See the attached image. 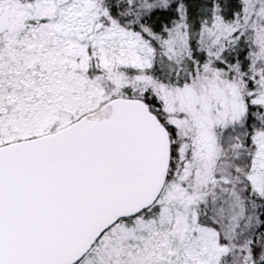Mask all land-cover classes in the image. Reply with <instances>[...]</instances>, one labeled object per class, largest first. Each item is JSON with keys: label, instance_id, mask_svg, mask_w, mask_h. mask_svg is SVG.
I'll return each mask as SVG.
<instances>
[{"label": "snow or ice", "instance_id": "snow-or-ice-1", "mask_svg": "<svg viewBox=\"0 0 264 264\" xmlns=\"http://www.w3.org/2000/svg\"><path fill=\"white\" fill-rule=\"evenodd\" d=\"M0 264H264V0H0Z\"/></svg>", "mask_w": 264, "mask_h": 264}]
</instances>
